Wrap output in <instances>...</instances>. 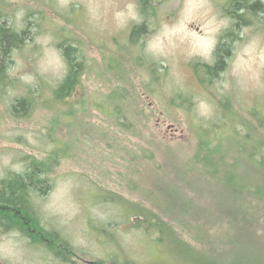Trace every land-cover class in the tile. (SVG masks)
Returning a JSON list of instances; mask_svg holds the SVG:
<instances>
[{"label": "rangeland", "instance_id": "obj_1", "mask_svg": "<svg viewBox=\"0 0 264 264\" xmlns=\"http://www.w3.org/2000/svg\"><path fill=\"white\" fill-rule=\"evenodd\" d=\"M235 2L147 0L144 14L141 0H0V24L28 31L10 55V77L0 94V181L24 174L31 159L46 160L52 150L60 154L50 172V192L32 196L31 214L16 212L25 216L26 228L12 216L9 227L0 228V246L11 240L16 254L8 259L0 251V264L186 261L183 250L184 256L124 224L128 201L156 212L204 254L226 260L264 253V199L245 197L233 187L236 176L214 178L195 159L200 133L216 142L221 138L225 154L241 158L248 157L238 154L244 125L252 137L264 136V63L243 51L253 41L264 47V14L247 13L238 21V12H227ZM128 3L135 5L137 20L118 21L114 13L126 11ZM20 10L22 26L15 19ZM212 16L223 24L205 57L199 45ZM144 19L147 32L134 43L132 29ZM227 34L231 49L223 71L204 83L202 64L216 63V48ZM63 42L79 46L87 68L76 95L58 103L52 90L67 71ZM17 60L23 67L12 73ZM119 90L151 118L137 123L135 132L107 115L114 108L110 97ZM21 97L34 100L15 116L12 107ZM186 98L190 103L180 107ZM249 169L238 175L247 185L256 176ZM32 220L40 235L28 226Z\"/></svg>", "mask_w": 264, "mask_h": 264}, {"label": "trees", "instance_id": "obj_2", "mask_svg": "<svg viewBox=\"0 0 264 264\" xmlns=\"http://www.w3.org/2000/svg\"><path fill=\"white\" fill-rule=\"evenodd\" d=\"M141 4L142 13L146 14L147 0H141ZM232 7L233 8L227 12L234 14V16L238 12V15L241 16L238 18L233 16L238 21H243L247 13L264 14V4L261 0H256L249 4L246 3L245 0H237V2L233 3ZM146 32L147 24L144 19L142 24L134 26L132 29L131 40L136 43V40H139L146 34ZM229 36L230 34L224 36L216 48V63L214 65L202 64L203 70H201L203 71V77L206 79H202L204 83L209 81L208 78H215L216 75L223 71L225 59L228 57L231 49ZM27 38V30L14 31L7 28L5 25L0 24V94L4 92L3 88L8 84V78L10 77V55L16 48L23 44ZM59 49L65 58L67 71L63 79L55 88H53L52 95L55 102L63 103L68 99L73 98L80 90L83 83V75L85 74V70L87 68V62L81 53V49L76 44L63 42L59 44ZM33 100L34 99L31 97L18 98L16 100V104H13L12 107L13 114L15 116H21L26 113ZM109 102L110 104L112 103V107L114 108L111 112H107V115H109L110 118L114 120V122L122 129L128 130V132H135L142 119L145 124H148L151 120L146 112H139L135 108L136 101L132 100V97L129 95L122 93L121 90L111 96ZM109 102L105 99V106L110 107ZM189 103L190 98H186L185 103H181L180 107L186 108V105ZM233 119L238 121V123L240 121L236 117ZM244 127L247 130L245 136H243V134H239L237 131L239 137H242V142L238 147V154L239 156L240 154H245L248 156L247 158L237 157L238 155L235 156L225 154L226 146L219 142V140H222L221 138L216 142L211 140L209 137H206V134L200 133L195 159L198 163L202 164L208 174H211L214 178H216V175H219L218 177H220L222 174L225 177L230 175L236 176L237 185L234 184L233 187H235L237 191H243V195H245V197L262 200L264 199V192L262 188V181L264 180V136L255 134L252 137V135L248 132L250 130L247 125H244ZM250 141H252L253 144H251ZM130 154L132 155L130 156L135 160L136 158H139L137 151L134 152L131 150ZM59 156L60 154L58 151L52 150L49 152L46 160L40 161L31 159V161H28L27 169L24 174L15 173L0 181V228L7 227L8 219H12V217L16 219L17 223L26 228V226L22 223V221H25L23 218L25 216L22 215L21 217L16 214V212H20L25 215L26 213L31 214L29 209L31 210L35 204L32 196L41 197L50 192L52 187L50 172L52 171V168H54V164L57 162V158H59ZM243 168L245 170L250 168L249 170H253L256 173V176L248 185L244 184L243 178L238 176L245 175L242 170ZM112 199L110 198L108 201H111ZM117 203L120 206H124L121 205L122 203L120 202ZM128 207L129 209L126 208L127 211L125 210L122 212L124 218H121V220L124 219V224L128 225L129 228L139 231L145 236L152 238L154 242H168L173 246L175 252L178 251L179 254H181L183 250L186 255H181L184 256L186 261L182 264H264V253L262 252H255L254 255L242 254L243 256L237 259L225 258L226 260L213 257L209 254H204L195 249L194 246H191L190 243L181 239L179 233L176 231V228L169 222H166L153 210L140 204L132 203L131 201H128ZM38 225L37 221L32 220L28 226L31 228L32 232H37L40 235V232L37 229ZM110 225L116 228L118 224ZM181 226H183L185 230H192L189 225L181 223ZM199 233L201 232L199 231ZM49 236L52 235L49 234ZM226 261H229V263Z\"/></svg>", "mask_w": 264, "mask_h": 264}, {"label": "clouds", "instance_id": "obj_3", "mask_svg": "<svg viewBox=\"0 0 264 264\" xmlns=\"http://www.w3.org/2000/svg\"><path fill=\"white\" fill-rule=\"evenodd\" d=\"M198 7H205V5L200 4L198 5ZM209 12H211L210 5L207 6V11L205 14L207 15ZM24 14L25 13L23 10H20L15 14L17 25L22 26V20H23ZM114 16L118 21L122 20V18H125V17L131 20H137L138 14L135 10V5L133 3H128L126 6V11H116L114 13ZM222 24H223L222 21L217 22L215 16H212L207 21V24L205 25L206 34L204 37L201 38V44L199 45V50H200L201 55H204L205 57L210 55L216 43L213 34L217 33L220 30ZM164 35L165 37H167L168 33L165 32ZM157 44H159V40H157ZM154 46L155 45H150V47H154ZM257 48H259V52H257ZM243 51L245 55H248L253 60H254L253 53H256L259 56L261 63H264V47H259L258 41H253V43L247 46ZM240 60H241V63L248 64V61H244L242 58H240ZM57 63H58V60H57ZM22 67H23L22 61L17 60V63L14 66V68L11 70V72L14 73L15 71H18ZM21 78L27 82H30L32 79V77L29 75H24ZM5 163H7V160H5ZM13 167L19 170L18 165H13ZM16 235H18V233H16ZM14 246L15 245L13 244V241L11 240L5 241L4 245L0 246V251L3 252V255L5 256V258L12 259L16 255L15 252L13 251Z\"/></svg>", "mask_w": 264, "mask_h": 264}]
</instances>
